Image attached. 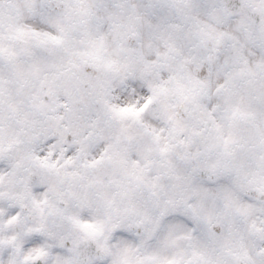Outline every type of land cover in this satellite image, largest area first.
<instances>
[{
    "label": "snow or ice",
    "instance_id": "snow-or-ice-1",
    "mask_svg": "<svg viewBox=\"0 0 264 264\" xmlns=\"http://www.w3.org/2000/svg\"><path fill=\"white\" fill-rule=\"evenodd\" d=\"M0 264H264V0H0Z\"/></svg>",
    "mask_w": 264,
    "mask_h": 264
}]
</instances>
